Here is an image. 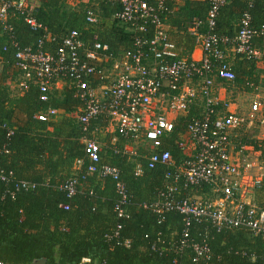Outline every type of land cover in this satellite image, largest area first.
<instances>
[{"label":"built area","instance_id":"1","mask_svg":"<svg viewBox=\"0 0 264 264\" xmlns=\"http://www.w3.org/2000/svg\"><path fill=\"white\" fill-rule=\"evenodd\" d=\"M84 0H68L78 8ZM169 0H113L120 9L113 15L126 31L133 33V47L114 54L108 44L93 32L85 39L81 29L74 28L63 37L50 32L48 25L36 17L38 0H0V21L6 29L11 16L23 14L38 40L15 54L19 75L10 85L14 94L23 96L31 85L39 88L40 100L50 101L52 93L63 84L74 91L81 104L75 116L84 132V153L89 161L81 173L84 159L75 161V172L62 186L68 197L75 196L82 181L95 175L101 181L113 179L117 192V218L128 214L132 195L121 178L118 166L103 160V145L94 125L107 119L125 140L113 151L134 161V175L141 176L147 168L163 170V185L154 198L141 205L160 217L175 210L183 216L184 229L168 240L159 238L152 248L160 253L182 254L191 251L193 264H210L214 253L210 244L212 229L217 232L245 230L264 243V198H247L243 189H264V104L256 97L248 113L233 107L232 97L222 98L220 88L229 89L238 78L230 62L231 50L242 60H264V25L252 26L251 15L245 11L235 35L216 31L220 9L227 0H211L205 21L194 16L188 23L195 36L199 55L181 56L168 34L172 10ZM252 3L253 0H247ZM101 19L94 5L85 6V24H98ZM205 27V30H203ZM1 68V66H0ZM221 80V84L217 79ZM201 100V112L188 121L185 131L172 138L175 119L190 115ZM63 109L49 106L37 112L41 121H55ZM259 124L262 132L247 140L238 134L243 128ZM8 136L16 126L3 124ZM183 150L185 158L176 160L167 147L168 140ZM256 140L254 145L251 141ZM171 145V144H170ZM9 153L0 142V156ZM0 180L12 183L14 193L34 190L37 183L18 178L1 166ZM207 189L203 193L196 188ZM64 208H68L66 205ZM195 222L205 224L201 236L192 233ZM122 225L109 230L106 238L116 245L129 248L131 241L121 239ZM246 254V251H243ZM258 255L254 252L251 259ZM264 264V256L261 257ZM0 264H5L0 261ZM76 264H105L83 258Z\"/></svg>","mask_w":264,"mask_h":264},{"label":"trees","instance_id":"2","mask_svg":"<svg viewBox=\"0 0 264 264\" xmlns=\"http://www.w3.org/2000/svg\"><path fill=\"white\" fill-rule=\"evenodd\" d=\"M40 6L36 17L43 20L50 32L63 37L72 29H81L85 39L98 32L100 40L108 44L110 52L117 54L133 47V33L126 31L113 15L120 6L113 0L100 3L101 21L85 24V5L72 7L68 0H38ZM211 0H184L179 5L169 0L172 10L168 19V34L181 56L191 57L195 47V36L188 30L192 17L205 21ZM245 11H249L252 26L264 25V0H227L220 9L216 31L219 34L235 35ZM6 29L0 21V142L7 144L9 153L0 156L1 166L13 171L18 178L37 183L34 190L14 193L12 183L0 180V261L5 264H76L83 258L105 264H193L191 251L182 254L160 253L153 244L168 240L172 234L179 236L184 229L183 216L169 211L161 217L141 204L155 197L164 183L163 170L147 168L143 175H134V161L111 149V138L104 139L110 154V162L121 170V178L132 195L128 215L117 218L115 205L118 199L115 182L111 178L101 181L95 175L82 181L80 191L69 198L62 186L75 172V161L84 159L79 170L87 172L89 161L81 142L83 132L73 117L60 122L41 121L36 114L41 109L54 106L67 113L76 111L81 104L72 89L66 88L62 95L55 91L48 102L40 100L39 88L31 85L19 98L11 95L10 84L19 75L15 62L17 50L34 44L40 37L26 23L25 16H11ZM205 30V27H203ZM255 62L240 61L237 73L240 83L259 84L254 72ZM250 88V87H249ZM65 115V114H64ZM192 115L176 118V138L185 131ZM16 126L13 135L3 124ZM168 140L176 160L185 158L183 150ZM254 145L256 140L251 141ZM171 144V145H170ZM41 168L38 170V168ZM207 187L196 188L203 193ZM68 208H64V206ZM118 223L122 225L121 239H129L131 246L116 245L106 238L109 230ZM192 233L201 236L205 224L195 222ZM210 244L214 253L210 264H262L264 243L245 230L217 232L212 229ZM246 251V254H243ZM258 258L253 261L251 254Z\"/></svg>","mask_w":264,"mask_h":264},{"label":"crops","instance_id":"3","mask_svg":"<svg viewBox=\"0 0 264 264\" xmlns=\"http://www.w3.org/2000/svg\"><path fill=\"white\" fill-rule=\"evenodd\" d=\"M100 1H103V0H100ZM177 2H178V4L179 5H182L183 3H184V0H176ZM101 3V2H100ZM82 4H84L85 6L86 5H89V4H91L90 3V0H84L83 1V3ZM92 5V4H91ZM95 8L97 9V11H98V14H99V17H100V19L102 18L100 15H101V10H100V7L98 8V7H96L95 6ZM101 23H103V21H101ZM264 39H260L259 41H258V43L260 44L262 41H263ZM199 49H195L194 48V50H193V56H198L199 55ZM229 56H230V58H229V60H230V62H232L233 63V65H234V67H235V69H236V67H238V64H239V62L240 61H247V60H242V59H240L238 56H236L231 50L229 51ZM261 62H264V60L263 61H261ZM261 62H257V63H255L254 64V72H255V74L257 75V77H258V80H259V84H254L253 82H251L250 83V86H248V84L247 83H242V82H238L237 80H236V83L233 85V86H231V87H229V89H225V88H220V95H221V97L222 98H225V97H229V96H231L232 97V89H233V87L236 85V84H241L242 86H243V88L245 89V91L247 92V91H251L252 93L251 94H253L254 96H255V98L256 97H259V98H263L264 99V96H262L263 94H261L262 93V91H261V89H262V79H261V76L260 75H258L257 73H256V71H255V67H256V65H258L259 63H261ZM236 71H237V69H236ZM237 75H238V78H239V74L237 73ZM237 78V79H238ZM218 80V83H222L221 82V80L218 78L217 79ZM11 85V84H10ZM250 87V88H249ZM66 88H68L66 85H62L61 87H59V89H58V95H62L63 94V92L65 91V89ZM10 90H11V95L13 96V97H15V98H19V97H21V96H19L18 97V95L17 94H14V91L11 89V87H10ZM263 90V89H262ZM201 100H200V102L197 104V105H195L192 109H191V115L193 114H196V115H198L200 112H201ZM233 107H235V108H237V110L239 111V107H236V103H234V105H233ZM61 115H64V113H61L56 119H55V121L56 122H60V120H58L59 119V117L61 116ZM65 118L66 117H73V118H75L76 119V122H77V118H76V116H75V111L74 112H71V113H66L65 114V116H64ZM173 118L174 119H176V118H179V116H177V115H173ZM94 128L96 129V135H97V137H98V139L100 140V142L102 143V145H103V148H102V155H103V160L105 161V162H109V163H111L110 162V154H108V148H107V145H106V143H105V141H104V139L105 138H107L108 136H110V138H111V141H110V145H111V147H110V149L113 151V147L115 146V145H118V146H120V147H122L123 145H124V143H125V140L122 138V137H120V135L117 133V131H116V129H115V126L113 125V124H111V122L109 123V121H107V119H100L98 122H96L95 123V125H94ZM82 130V129H81ZM83 132V131H82ZM84 136H85V134H84V132H83V137L81 138V142L83 143V138H84ZM84 144V143H83ZM114 152V151H113ZM116 154V153H115ZM38 168V170L39 169H41V168H39V167H37ZM75 168V167H74ZM243 195H244V197H246V199L247 198H256V199H258V200H262L263 198H264V189H262V190H255V189H252L251 188V186L250 185H246V187L243 189Z\"/></svg>","mask_w":264,"mask_h":264},{"label":"rangeland","instance_id":"4","mask_svg":"<svg viewBox=\"0 0 264 264\" xmlns=\"http://www.w3.org/2000/svg\"><path fill=\"white\" fill-rule=\"evenodd\" d=\"M100 0H90V3L96 7H100ZM255 71L258 75L261 76L262 79V96H264V62L259 63L255 67ZM251 91H245L243 86L241 84H236L232 89V100L236 103V107H239V111L241 113H248L250 110V107L252 103L256 100L255 96L251 94ZM262 105L264 104V99L261 98ZM65 115H61L58 120L62 121L65 119ZM262 132V128L259 126V124H255L252 128L247 129L243 128L241 131H239L238 134L245 135L247 137V140L255 139V137Z\"/></svg>","mask_w":264,"mask_h":264}]
</instances>
